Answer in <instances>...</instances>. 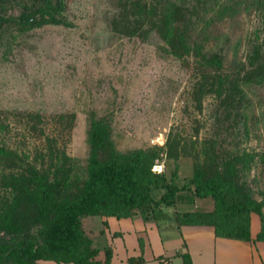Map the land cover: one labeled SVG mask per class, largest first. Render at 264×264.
<instances>
[{"label":"rangeland","instance_id":"1","mask_svg":"<svg viewBox=\"0 0 264 264\" xmlns=\"http://www.w3.org/2000/svg\"><path fill=\"white\" fill-rule=\"evenodd\" d=\"M45 1L0 0V221L11 211L15 229L40 230L39 191L11 186L14 177L68 172L56 199L79 193L94 126L116 154H143L142 177L153 172L158 185L178 187L196 171L202 182L230 177L264 218V78H256L264 76V0H48V23H19L37 22ZM178 4L198 16L189 42L222 56L217 90L215 74L191 55L174 56L156 32L162 10L173 21ZM235 81L238 90H226ZM181 208L213 205L196 199ZM100 219L80 224L97 259L106 249Z\"/></svg>","mask_w":264,"mask_h":264},{"label":"trees","instance_id":"2","mask_svg":"<svg viewBox=\"0 0 264 264\" xmlns=\"http://www.w3.org/2000/svg\"><path fill=\"white\" fill-rule=\"evenodd\" d=\"M170 8L176 18L171 21L166 18L165 10H162L163 13L156 20L159 26L156 28L157 34L174 56L191 55L215 74L217 90L223 80L217 76V72L221 70L222 56L206 52L201 43L189 42L192 18L198 17L195 7L188 8L178 4ZM229 8L223 6L216 13L218 16L223 15ZM49 16L51 6L46 0L44 8L38 13L37 22L33 19H20L19 23L36 27L48 23L46 18ZM129 34L133 35V32ZM256 78L259 80L264 76L258 73ZM242 79L243 82L250 80ZM227 83L229 86L226 90H238L239 83L236 81ZM108 146L103 128L94 126L90 134L87 178L79 193L72 198L57 200L55 197L58 189L68 185V172L60 178L54 176L49 179L42 175H33L27 178L14 177L10 180L11 186L15 188L27 189L29 186H35L39 191V195L33 197V200L36 203V224L40 226V230L31 232L29 228L15 229L9 222L11 211H8L0 221V233H3L0 236V264H37V261H52L56 264H108L109 251L105 249L103 260H99L97 251L90 248L83 238L80 229L82 218L119 219L139 215L147 219L160 213V205L193 204L196 199H209L213 205L212 210L176 213L178 224L209 225L217 235L245 240L249 239L250 214L257 215L264 226L260 206L241 194L230 177H216L202 182L200 172L196 171L179 187L165 183L162 179V184L158 185L153 172L149 177L139 174L138 168L143 162L142 153L122 156ZM106 152L107 161L101 163L98 157ZM158 186L163 187L165 191L154 200L149 193L151 187ZM30 195H35L34 191L29 193ZM255 240L264 242V227L262 229L261 226ZM184 264H189L185 258Z\"/></svg>","mask_w":264,"mask_h":264},{"label":"crops","instance_id":"3","mask_svg":"<svg viewBox=\"0 0 264 264\" xmlns=\"http://www.w3.org/2000/svg\"><path fill=\"white\" fill-rule=\"evenodd\" d=\"M186 205H160V213L147 219L101 218L108 264H184V258L189 264H264V242L255 240L261 229L255 214L249 215L245 240L217 235L209 225L178 224L176 213L193 212L178 209Z\"/></svg>","mask_w":264,"mask_h":264}]
</instances>
